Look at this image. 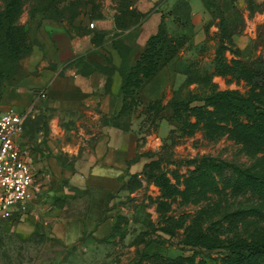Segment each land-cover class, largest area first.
<instances>
[{
    "label": "rangeland",
    "instance_id": "1",
    "mask_svg": "<svg viewBox=\"0 0 264 264\" xmlns=\"http://www.w3.org/2000/svg\"><path fill=\"white\" fill-rule=\"evenodd\" d=\"M234 1L231 15L236 19L238 12L240 22L224 36L213 8L217 0L210 2L207 38L199 45L188 41L190 66L184 80L169 88L164 104L122 105L118 124L136 117L138 152L147 169L108 197L112 234L105 240L84 237L73 246L53 237L54 220L83 213L85 186L37 166L30 206L0 223V264H236L235 245L264 238V191L255 185L256 177L264 176V147L239 107L247 101L264 127V5ZM126 3L119 2L122 9ZM83 5L0 0V92L11 82L18 58L33 46L32 22ZM67 57L63 66L79 59ZM162 117L164 136L156 134ZM74 190L79 192L71 201Z\"/></svg>",
    "mask_w": 264,
    "mask_h": 264
},
{
    "label": "crops",
    "instance_id": "2",
    "mask_svg": "<svg viewBox=\"0 0 264 264\" xmlns=\"http://www.w3.org/2000/svg\"><path fill=\"white\" fill-rule=\"evenodd\" d=\"M80 1L81 9L32 22L33 46L0 92V114L10 106L26 113L15 140L32 171L45 165L58 180L84 183L83 213L51 224V235L64 246L88 236L107 239L114 226L108 197L144 169L136 117L126 126L118 124L123 101L131 100L121 92L122 72L135 68L160 28L173 39H183L132 96L142 105L164 104L169 88L184 80L190 66L191 51L185 46L189 40L203 44L213 19L207 0H126L123 9L121 0ZM251 3L261 8L264 0ZM216 5L227 13L236 4L217 0ZM64 55L79 59L63 66ZM168 112L163 109L161 116ZM164 122L162 117L157 135L164 136Z\"/></svg>",
    "mask_w": 264,
    "mask_h": 264
},
{
    "label": "trees",
    "instance_id": "3",
    "mask_svg": "<svg viewBox=\"0 0 264 264\" xmlns=\"http://www.w3.org/2000/svg\"><path fill=\"white\" fill-rule=\"evenodd\" d=\"M212 0H210L211 2ZM251 3V0H249ZM210 2L206 1V8H208L212 14L213 9L211 10ZM252 4V3H251ZM253 5V4H252ZM255 6V5H253ZM258 7V6H255ZM216 12L219 14V32L221 36H224V31H227V29H230L232 25H234L236 22H240V15L237 12L235 14V18L232 17L231 14L234 13V6L232 7L231 11L224 13L220 11L217 5L213 7ZM186 9V6H185ZM217 14V15H218ZM226 15H230L231 18H227ZM229 16V17H230ZM183 42V39H173L168 36L165 29L160 28L158 30V33L150 39L148 42L147 48L142 53L140 60L135 65V68H132L128 71H123V84L121 88V92L124 96V98L131 97L137 92V89L140 87V85L151 78L158 70V68L164 64L167 60H169L173 55L177 47H179ZM9 49V53L13 55L14 51L11 49V45ZM17 50V48H15ZM29 51L22 54L19 59L26 55ZM18 61L15 66V70L18 66ZM12 74V76H13ZM136 89V90H135ZM238 99L236 96L232 95L231 100ZM130 100V101H131ZM238 102V100H236ZM125 101H123V104ZM243 105L239 106L242 107V109L248 113L250 116V119L252 120V134H254V137L259 140L263 147H264V127H262L261 123L258 121V119H255V116H253L248 111V102L242 101ZM147 169V165H144V169L142 171V174L144 175V171ZM256 190L257 191H264V176L262 177H256L255 180ZM264 196V195H263ZM112 234V233H111ZM110 234V235H111ZM73 246V245H72ZM236 249V264H261V262H264V238L259 242L254 243H238V245H235L234 247Z\"/></svg>",
    "mask_w": 264,
    "mask_h": 264
},
{
    "label": "built area",
    "instance_id": "4",
    "mask_svg": "<svg viewBox=\"0 0 264 264\" xmlns=\"http://www.w3.org/2000/svg\"><path fill=\"white\" fill-rule=\"evenodd\" d=\"M89 27H93L92 22ZM24 117L11 106L0 114V222L20 216L33 198L32 167L21 158L15 140Z\"/></svg>",
    "mask_w": 264,
    "mask_h": 264
}]
</instances>
